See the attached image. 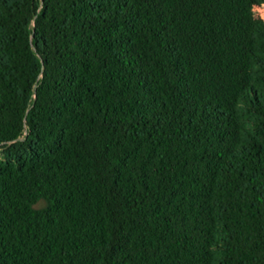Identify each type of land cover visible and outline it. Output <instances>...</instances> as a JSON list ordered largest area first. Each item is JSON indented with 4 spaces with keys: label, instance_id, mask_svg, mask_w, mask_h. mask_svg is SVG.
<instances>
[{
    "label": "trees",
    "instance_id": "1",
    "mask_svg": "<svg viewBox=\"0 0 264 264\" xmlns=\"http://www.w3.org/2000/svg\"><path fill=\"white\" fill-rule=\"evenodd\" d=\"M262 5L0 0V264H264Z\"/></svg>",
    "mask_w": 264,
    "mask_h": 264
},
{
    "label": "rangeland",
    "instance_id": "2",
    "mask_svg": "<svg viewBox=\"0 0 264 264\" xmlns=\"http://www.w3.org/2000/svg\"><path fill=\"white\" fill-rule=\"evenodd\" d=\"M253 12H254V16H255L256 18H259V19L264 20V9L261 10V11L259 12V14L257 13V9H255ZM40 204H42V202H40L39 205H40Z\"/></svg>",
    "mask_w": 264,
    "mask_h": 264
},
{
    "label": "built area",
    "instance_id": "3",
    "mask_svg": "<svg viewBox=\"0 0 264 264\" xmlns=\"http://www.w3.org/2000/svg\"><path fill=\"white\" fill-rule=\"evenodd\" d=\"M255 9H257V13L259 14V12H260L261 10L264 9V5H262V6H260V7H255V8L253 9V11H254Z\"/></svg>",
    "mask_w": 264,
    "mask_h": 264
}]
</instances>
